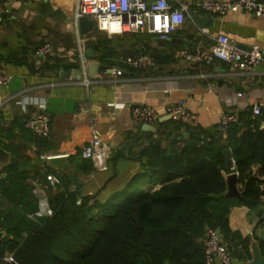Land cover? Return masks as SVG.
I'll return each instance as SVG.
<instances>
[{
    "label": "crops",
    "instance_id": "obj_1",
    "mask_svg": "<svg viewBox=\"0 0 264 264\" xmlns=\"http://www.w3.org/2000/svg\"><path fill=\"white\" fill-rule=\"evenodd\" d=\"M78 3L79 0H0V70L8 77L7 84L0 87V147L10 155L9 162L0 167V180L6 177L7 166L16 160L19 169L29 176L25 183L31 187L33 178L44 182L46 173L66 177L70 191L76 187L82 192L104 191L117 180L121 187L135 172V166L137 169V163L130 159L138 157L142 147L157 140L163 148L172 143L163 126L142 130L143 124L131 116V107H152L161 119L166 117V105L182 100L196 116V126L208 131L218 124L222 112L239 113L264 103V71L243 73L218 60L189 64L178 58L180 51L193 52L212 45L219 35H226L243 49L257 44L264 50V18L246 12L216 15L190 5L184 23L167 40L140 29L109 37L95 27L82 36L74 19ZM194 17L201 18L204 27ZM99 39L108 41L104 49L99 47ZM45 42L51 44L53 53L36 58V47ZM94 45L99 50L93 58L119 69L121 75H103L86 87L81 83L80 64L74 62H79V47L84 56ZM143 54L152 58L153 66L133 72L119 60ZM23 101L44 104L49 133L39 141L25 128L38 106L29 103L23 107ZM91 131L109 148L106 171L95 170L91 161L81 158ZM181 133L186 139L187 134L179 130ZM221 144H226L225 139ZM42 155L66 157V161L54 167L42 161ZM79 163L92 169L82 171ZM249 171L263 179L258 164L251 165ZM223 175L227 178L226 170ZM239 187L237 181L236 188ZM0 203L5 209L8 206L4 203L12 202L0 191ZM260 208L261 211L243 206L230 209L229 229L249 238L251 257L232 258L231 264H249L253 245L260 251L264 228L259 222L264 219V207ZM0 232L4 238L5 233Z\"/></svg>",
    "mask_w": 264,
    "mask_h": 264
},
{
    "label": "trees",
    "instance_id": "obj_2",
    "mask_svg": "<svg viewBox=\"0 0 264 264\" xmlns=\"http://www.w3.org/2000/svg\"><path fill=\"white\" fill-rule=\"evenodd\" d=\"M107 43L98 40L103 49ZM237 116L224 136L218 125L207 131L173 120L158 123L171 146L163 148L157 140L142 147L130 159L137 163L135 172L103 202L89 204L90 197L78 187L70 191L68 179L57 174L60 184L48 193L53 213L35 220L28 217L36 209L32 187L25 183L29 176L11 161L0 180L1 194L12 202L4 203L5 209L0 203L5 233L0 264H204L203 239L217 229L232 258L250 259V240L229 229L228 215L232 207H264V111L255 118L250 109ZM225 149L237 172L238 197L225 195ZM253 164L260 166L263 179L250 173ZM259 250L264 258V241L259 240ZM7 256L13 262H6Z\"/></svg>",
    "mask_w": 264,
    "mask_h": 264
},
{
    "label": "built area",
    "instance_id": "obj_3",
    "mask_svg": "<svg viewBox=\"0 0 264 264\" xmlns=\"http://www.w3.org/2000/svg\"><path fill=\"white\" fill-rule=\"evenodd\" d=\"M194 5L198 10L216 15L228 12H246L256 17L264 18V0H79L74 14L75 26L81 17H87L96 22V28L107 36L123 35L140 29L160 40L170 39V36L184 23L189 15L188 8ZM204 32V31H203ZM80 41H78V44ZM53 53L52 46L45 42L36 47L34 56L45 58ZM178 58L189 64H198L218 60L231 68L243 73L252 72L256 67H264V50L257 44L243 49L236 45L226 35L216 37L214 43L208 47L198 48L195 51L183 50L178 52ZM78 60L82 71L81 83L86 87L91 85L85 68V58L81 47L78 51ZM130 69H145L153 66V60L148 55H128L119 59ZM110 75L120 76L121 71L112 69ZM8 77L0 70V87L6 85ZM29 103L38 106L34 117L25 122V128L35 136L44 138L49 133V120L44 112V104L36 101H23L22 106ZM264 111V103L251 106V116L255 118ZM132 118L136 123L155 126L159 123L160 113L152 107L133 106L130 108ZM164 115L171 120L181 122L190 127H196L197 118L189 111L182 100L166 105ZM238 121L236 112L224 111L218 121V127L223 136L231 123ZM109 148L103 145L95 131H91L89 144L82 148L81 158L92 162L97 171L107 170ZM50 155H42V161H48ZM231 172L237 175L232 160ZM32 194L36 199V209L28 217L35 220L52 215L48 200V193L56 191L59 179L46 173L44 182L35 177L30 181ZM264 228V219L262 221ZM204 264H231L232 257L228 247L221 240L216 231L208 230L203 239ZM6 262H13L11 256L4 258Z\"/></svg>",
    "mask_w": 264,
    "mask_h": 264
},
{
    "label": "water",
    "instance_id": "obj_4",
    "mask_svg": "<svg viewBox=\"0 0 264 264\" xmlns=\"http://www.w3.org/2000/svg\"><path fill=\"white\" fill-rule=\"evenodd\" d=\"M194 20L197 21L200 24V26L204 27V21L201 18L194 17ZM78 27H79L80 34L84 36L90 33L91 31H93V29L96 27V22L87 17H81L78 20ZM96 52H98V48L96 47V45H94L92 49H87L84 54L85 68H86V72L90 80H100L102 79L103 75L110 74L112 69H115L112 66L103 64L99 60L93 58ZM254 70L264 71V68L256 67ZM169 119L170 117L168 116L162 117L161 119H159V122L167 121ZM141 128L144 131H149V130L151 131L152 129H154L152 126L147 125V124H143ZM223 155L225 158V170L228 174L226 178L227 191L225 195L227 197H238L239 191L236 188L237 175L231 172V168L233 165H232V158H231L230 150L225 149L223 151ZM9 160H10V155L4 149L0 147V167H3V165L9 162ZM48 161L52 166L59 167L62 163L66 161V157L52 156L48 159ZM216 233L220 236V231L218 229L216 230ZM260 238L263 240L264 235L261 234ZM2 241H3L2 232H0V243ZM252 253H253V256L249 264H264V258L260 256L255 245L252 246ZM165 264H169V263L166 262Z\"/></svg>",
    "mask_w": 264,
    "mask_h": 264
},
{
    "label": "rangeland",
    "instance_id": "obj_5",
    "mask_svg": "<svg viewBox=\"0 0 264 264\" xmlns=\"http://www.w3.org/2000/svg\"><path fill=\"white\" fill-rule=\"evenodd\" d=\"M135 169H136V166L134 167L133 172L135 171ZM120 185H121V182L119 180H117L113 184L109 185L110 188L104 189V191L90 190L89 192H82L81 189H79V190H80V193L82 196L90 197V199H89V204H90L93 201V199L103 202L105 197H107V195L111 191V189H117L118 187H120ZM88 193H90V194H88ZM78 203H80V202H78Z\"/></svg>",
    "mask_w": 264,
    "mask_h": 264
}]
</instances>
